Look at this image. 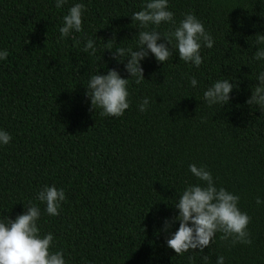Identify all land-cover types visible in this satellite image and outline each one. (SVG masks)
Returning <instances> with one entry per match:
<instances>
[{
    "label": "trees",
    "instance_id": "trees-1",
    "mask_svg": "<svg viewBox=\"0 0 264 264\" xmlns=\"http://www.w3.org/2000/svg\"><path fill=\"white\" fill-rule=\"evenodd\" d=\"M146 2L68 0L57 8L56 0H0V52H8L0 60V130L12 137L0 144V220L37 205L40 234H53L52 251L62 250L66 264H190L189 255L193 264H216L221 255L225 264H264V203H256L264 201V111L246 103L264 72V61L253 59L264 0H168L176 25L157 30L169 32L192 13L214 46L202 47L199 67L180 60L174 47L165 64L150 54L137 85L104 46L115 34L113 50L137 47L133 37L144 29L131 16ZM76 3L86 6L84 30L60 39ZM87 39L95 55L83 51ZM99 69L130 78L122 117L91 110L86 87ZM224 79L239 87L229 104L209 107L204 92ZM145 97L148 110L140 112ZM191 164L206 166L217 188L240 197L251 245L230 247L218 233L204 250L207 262L167 246L179 222L165 233V220L178 215L174 205L186 187L201 183ZM44 186L65 192L58 216L36 199Z\"/></svg>",
    "mask_w": 264,
    "mask_h": 264
},
{
    "label": "clouds",
    "instance_id": "clouds-1",
    "mask_svg": "<svg viewBox=\"0 0 264 264\" xmlns=\"http://www.w3.org/2000/svg\"><path fill=\"white\" fill-rule=\"evenodd\" d=\"M67 2L68 0H56V7L62 8ZM85 11L83 3L70 7L68 14L63 17V26L59 29L60 39L71 36L73 32H83ZM131 17L133 22H138L140 29H144L133 37L138 40L137 47H117L113 50V44L117 43L113 34L105 43L104 51H112L113 59L124 63L126 72L130 78H135L137 85L145 80L141 61L150 54L158 62L165 64L172 57L174 47L178 50L180 60L199 67L204 62L202 47L210 49L214 46L212 36L192 13H185L173 30L165 33L158 31L162 23L176 25L174 13L168 10V0H147L142 10L133 13ZM254 38L255 44L260 47L253 59L264 61V34L257 33ZM161 40L165 42L160 43ZM89 50L90 55L96 54L95 41L92 39H87L83 49L86 53ZM7 57V51L0 52V60H6ZM130 78H123L115 69H110L107 74H101L99 69L97 74L91 76L86 87L91 110L96 112L100 109L101 116L122 117L130 108ZM257 80L259 83L252 86V95L246 103L264 111V72L258 74ZM190 82L193 87L197 86L195 77H191ZM238 87V83L233 84L227 79L218 80L204 92V101L209 107L217 104L222 107L230 103L231 94ZM148 106L149 98L145 97L139 105V111L146 112ZM11 139L7 131L0 130V144L7 145ZM189 169L201 183L186 187L174 205L178 209V215L165 220L162 229L165 233H169L174 224L179 222L178 230L167 239V246L181 257L186 253L204 254L206 248H212L218 233L220 240L228 242L230 247L236 244L251 245V233L248 230L251 217L240 210V197L223 187L217 188L213 175L206 166L191 164ZM36 199L46 204L49 215L58 216L66 195L63 189L44 186ZM256 203L259 205L264 201L258 197ZM25 208V212L15 220L10 217L0 220V264H66L62 250L52 251L53 234L47 233L43 237L40 234V208L35 204ZM208 259L209 255L202 256L203 261L207 262ZM188 260L193 264L195 255H189ZM216 264H225V257L219 256Z\"/></svg>",
    "mask_w": 264,
    "mask_h": 264
}]
</instances>
